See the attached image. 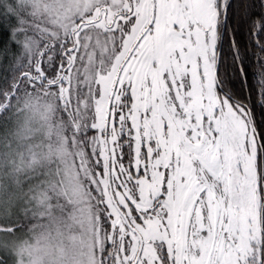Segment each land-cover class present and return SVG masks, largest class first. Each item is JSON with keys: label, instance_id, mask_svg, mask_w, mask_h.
Returning <instances> with one entry per match:
<instances>
[{"label": "snow or ice", "instance_id": "6c2138e0", "mask_svg": "<svg viewBox=\"0 0 264 264\" xmlns=\"http://www.w3.org/2000/svg\"><path fill=\"white\" fill-rule=\"evenodd\" d=\"M42 12L56 31L0 13V121L62 106L95 198L90 264H264V0ZM17 199L0 186V207Z\"/></svg>", "mask_w": 264, "mask_h": 264}, {"label": "trees", "instance_id": "16d2710c", "mask_svg": "<svg viewBox=\"0 0 264 264\" xmlns=\"http://www.w3.org/2000/svg\"><path fill=\"white\" fill-rule=\"evenodd\" d=\"M45 3H47V0H0V13H5V9L10 8L12 9V14L17 18V21L22 22L23 27L29 28L30 30L45 29L49 32L56 31L57 29L53 22L47 16L43 15L42 9ZM34 7L41 8V13L34 14ZM4 19H8L6 13L4 14ZM61 107L62 106L54 98L48 97L47 99L42 100L41 103V108L44 109V111L40 112L36 110L37 114L35 113V116H33L31 114V107L26 106L23 104V102H21L18 113H13L11 117L6 114L5 119L3 121H0V138H4L5 133H8L6 139H0V154H2V157L6 161V163L3 165V171L6 172L11 166L10 159H8L9 154H17L14 151L17 144L16 133L23 127H26L28 129L35 127L34 125H31L32 122L37 123V127H42L43 132H47L49 135L45 140V145L43 142L41 146L45 147V151H53L55 154L54 157L56 159L54 163L50 165L49 170L56 169V172H59V176L61 179H64L66 181L68 180L65 186H62V188L57 187V190L59 192L63 191L66 198L73 197V199L71 200L73 201L76 200V196L74 197V195L72 194L74 188L69 184V179H71V171L69 165L70 163H72V161L80 162V156L78 155V153L76 155L73 149V145L71 144L73 143L70 141V138L73 137V133H70L72 132V128L69 124V118L64 115ZM54 137H56L58 141V144L56 145H54L53 142ZM55 149H59L62 153L65 154V156L61 154L59 157ZM64 149L67 150L63 151ZM57 163H59L60 166L63 165V171L61 168L58 169L56 166H54V164ZM81 174L82 173L80 170V172H78L77 174L78 180L81 181L80 184L83 180ZM78 180H76L75 185H78ZM80 186L81 185H79V187ZM76 201L81 202L80 208L79 205L77 207L78 211L75 210V213L77 214V220L82 221L84 229H90L92 232V228L89 223L90 218H88L89 213L87 202H85V199L83 197ZM56 203L60 204L59 202ZM24 206V203H22L0 207V225L15 221L17 229V231L10 235L6 232L0 231V257H8V264H19V258L22 254L21 251L25 247H30V244L33 240V238H30L31 234L35 231L32 230L33 221H30V219L26 220V216H23L20 213L22 207ZM27 208H30V206ZM71 210L73 211L74 209L71 208ZM92 210H94V207L92 208ZM70 234L71 233L68 234L69 243L73 242ZM18 238L20 239V241H18ZM16 241H18L19 243L17 247ZM3 242L7 243L8 245L3 244ZM14 243L15 246H13ZM2 244L5 246V248H3ZM21 248L22 250L20 251Z\"/></svg>", "mask_w": 264, "mask_h": 264}, {"label": "rangeland", "instance_id": "374dc122", "mask_svg": "<svg viewBox=\"0 0 264 264\" xmlns=\"http://www.w3.org/2000/svg\"><path fill=\"white\" fill-rule=\"evenodd\" d=\"M35 113L37 114L36 110L31 108V114L35 116ZM31 125L37 127L38 124L32 122ZM48 136L49 135L47 132L46 133L43 132V134L40 137L42 143L44 142V145H45V140L47 139ZM70 141L73 142L72 137L70 138ZM53 142L54 145L58 144L56 137H54ZM71 144L73 145V149L77 155L78 150L76 149V145L74 143ZM42 147L45 149L44 146ZM55 150L59 157L61 154L65 156V154L62 153L59 149H55ZM66 150L67 149H64L63 151ZM46 152L48 153L49 156V167H50V165L53 164L56 159L54 157L55 154L53 151H46ZM8 159H10V163H11L9 170L15 169L19 163L17 154L14 153L9 154ZM54 166H56L58 169L61 168L62 171L64 170L63 165L60 166L59 163L54 164ZM69 168L71 171V179H69V184L71 187L74 188L72 194L74 195V197L76 196V200L81 199V197L85 199V202H87V206H88V213H89L88 218H91L94 211L92 210L94 197H92V200H89L87 196L82 195L83 191L87 188V185L84 183L83 180L82 183L80 184L81 181H79L77 178L78 172H80L81 170L82 173L83 171V169L80 167V162L72 161V163H70L69 165ZM49 171H50V175L55 180L56 189L57 187L62 188V186L66 185L68 180L66 181L64 179H61L59 176V172H56V169ZM76 180H78L77 181L78 185H75ZM79 185L81 186L79 187ZM25 186H27V181H25ZM6 188L10 191H14L13 185L11 183H8ZM72 199L73 197L66 198L65 194L62 191L60 192L59 196H57L55 199L51 201L53 205L57 206L52 209L53 213L55 214L57 211H59V214L62 217H64V219L61 223L57 225L45 227L43 222L46 218L40 217L38 220V218L33 214L31 205L27 202V198H21L18 195V199L15 200L12 204L16 205V204L24 203L25 206L22 207L20 213L23 216H26L25 217L26 220L30 219V221H33L32 230H35L30 237L33 238L30 247H25L23 250L22 248L20 249V251L22 250L21 251L22 254L19 258L20 259L19 264H90L92 254L94 252L93 234L90 229H84L82 221L77 220V214L75 213V210H77L78 205L80 208L81 202L76 200L71 201ZM56 202H59L60 204ZM29 206L30 208H27ZM71 208H73L74 210L72 211ZM36 224L38 227L36 226ZM69 233H71L70 237L73 241L70 243L68 237ZM18 241H20L19 238ZM18 241H16V247L19 244ZM3 244L8 245L5 242H3ZM3 244L2 246L3 248H5ZM13 246H15V243L13 244ZM95 259L97 261L99 260L98 253L95 254Z\"/></svg>", "mask_w": 264, "mask_h": 264}, {"label": "clouds", "instance_id": "9594fccd", "mask_svg": "<svg viewBox=\"0 0 264 264\" xmlns=\"http://www.w3.org/2000/svg\"><path fill=\"white\" fill-rule=\"evenodd\" d=\"M17 133L14 151L17 153L19 163L15 169L7 172L3 171V166L0 165V186L6 188L7 184L11 183L14 191L21 198H27L38 220L40 217L46 218L43 222L45 227L57 225L63 221L64 217L59 214V211L55 214L52 211L57 206L51 201L59 196L60 192L56 189L55 180L50 175L48 153L41 146L40 137L43 129L23 127ZM37 194H40L42 204L35 198Z\"/></svg>", "mask_w": 264, "mask_h": 264}]
</instances>
